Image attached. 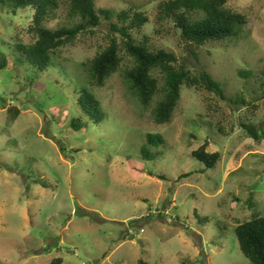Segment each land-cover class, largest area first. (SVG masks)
Returning <instances> with one entry per match:
<instances>
[{"label":"rangeland","instance_id":"1","mask_svg":"<svg viewBox=\"0 0 264 264\" xmlns=\"http://www.w3.org/2000/svg\"><path fill=\"white\" fill-rule=\"evenodd\" d=\"M168 1L95 0L112 20L58 51L44 74L13 53L35 41L27 32L33 13L0 5V53L9 60L0 71V264H252L236 228L264 216V137L256 143L244 127L264 134V0H230L226 8L247 25L202 48L160 18ZM122 12L149 20L132 31L137 43L174 53L194 74L207 71L227 99L183 87L172 122L156 125L163 94L149 108L140 103L125 78L134 62L124 51L119 72L93 87L86 64L112 39L121 44L111 26H123ZM78 23L62 1L45 25ZM84 89L104 119L78 132L72 120L86 117L78 103ZM149 134L165 140L152 148L153 161L141 153ZM206 142L207 152L221 154L214 169L192 156Z\"/></svg>","mask_w":264,"mask_h":264},{"label":"trees","instance_id":"2","mask_svg":"<svg viewBox=\"0 0 264 264\" xmlns=\"http://www.w3.org/2000/svg\"><path fill=\"white\" fill-rule=\"evenodd\" d=\"M64 1L69 7V16L78 19L79 23L72 27H60L52 30L45 23L52 19ZM230 0H170L161 5V19L172 20L182 38L190 45L202 48L209 43H221L229 37L238 35L247 25L246 18L226 8ZM0 5L7 6L13 13L29 9L33 19L27 32L33 35L31 44L20 43L13 48L19 63L30 64L40 74L49 72L54 64V55L62 48L76 42L92 28L101 26L103 20L111 21L114 13L109 9L97 10L95 0H0ZM122 27L112 24V31L120 35L122 42L112 39L110 45L86 64L91 85L102 88L106 82L119 72L124 51L134 62V66L125 72V78L130 89L137 95L140 103L149 108L155 97L161 92L163 98L157 103L154 111V123L166 125L172 122L174 113L182 97L183 87L204 90L226 100L224 90L207 71L194 74L186 63H179L174 53L150 48L146 42L137 43L132 31L140 30L149 20L142 13L122 12L118 15ZM0 56V71L8 68L9 60L5 54ZM196 59L199 60L198 56ZM57 66V64H56ZM156 74H161V79ZM79 106L86 117L80 116L72 120L75 131H82L91 121L104 119L101 103L87 89L79 92ZM245 103V102H244ZM87 119V122H85ZM247 134L256 143L264 137L259 135L255 126L244 125ZM221 130V129H220ZM222 132V131H221ZM147 144L141 153L145 160L153 161L157 154L152 148L165 143L161 135L149 134ZM209 142L204 143L192 153L197 161L206 168L217 167L221 154L209 153ZM165 179V177H161ZM236 235L243 254L252 264H264V216H253L250 221L236 228ZM51 264H63L62 259H55ZM139 264H147L141 261ZM184 264V263H183Z\"/></svg>","mask_w":264,"mask_h":264}]
</instances>
